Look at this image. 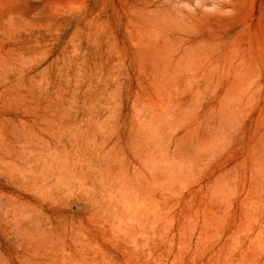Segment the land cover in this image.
<instances>
[{"label": "rangeland", "instance_id": "374dc122", "mask_svg": "<svg viewBox=\"0 0 264 264\" xmlns=\"http://www.w3.org/2000/svg\"><path fill=\"white\" fill-rule=\"evenodd\" d=\"M0 264H264V0H0Z\"/></svg>", "mask_w": 264, "mask_h": 264}]
</instances>
